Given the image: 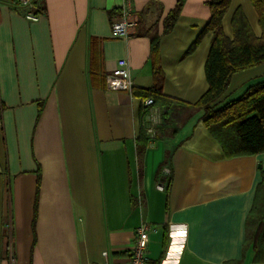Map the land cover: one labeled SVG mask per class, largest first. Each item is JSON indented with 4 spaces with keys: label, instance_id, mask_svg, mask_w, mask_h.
Wrapping results in <instances>:
<instances>
[{
    "label": "crops",
    "instance_id": "obj_1",
    "mask_svg": "<svg viewBox=\"0 0 264 264\" xmlns=\"http://www.w3.org/2000/svg\"><path fill=\"white\" fill-rule=\"evenodd\" d=\"M208 1L182 0L165 32L177 0H35L37 21L0 0V264H129L142 223L148 264H264L244 246L264 154L227 158L202 111L136 151L145 106L132 89L154 85L151 35L165 96L194 103L207 89ZM229 2L225 35L239 8L258 36L251 1ZM124 4L136 24L116 37ZM119 59L130 91L104 86ZM229 81L223 102L264 81V64Z\"/></svg>",
    "mask_w": 264,
    "mask_h": 264
},
{
    "label": "trees",
    "instance_id": "obj_2",
    "mask_svg": "<svg viewBox=\"0 0 264 264\" xmlns=\"http://www.w3.org/2000/svg\"><path fill=\"white\" fill-rule=\"evenodd\" d=\"M230 0H209V19L202 28L203 33L211 34V41L204 62V74L207 89L194 103L183 102L165 96L158 82L161 71L157 65L158 35H151V61L154 85L148 88L133 90L142 102L152 98L154 103L163 107L162 121L156 130V138L170 136L196 112L202 111V122L221 145L227 158L264 154V81L250 85L241 96L223 102L229 80L238 71L264 64V0H250L257 14L260 34L256 36L243 12L238 8L232 13V39L225 35L222 18ZM180 2L163 20V31L171 29L180 10ZM91 68V77H94ZM105 74L102 77L103 83ZM142 107L141 119L145 113ZM141 126L136 137L138 154L149 145V139ZM171 151L165 153L163 164H167ZM261 182L257 184L253 205L246 220L244 246H251L254 259L264 261V171ZM168 177V176H167ZM164 184L162 190H167Z\"/></svg>",
    "mask_w": 264,
    "mask_h": 264
},
{
    "label": "built area",
    "instance_id": "obj_3",
    "mask_svg": "<svg viewBox=\"0 0 264 264\" xmlns=\"http://www.w3.org/2000/svg\"><path fill=\"white\" fill-rule=\"evenodd\" d=\"M18 5L24 7L23 16L29 21H37L39 13L36 12L35 0H15ZM133 17L132 8L128 4H124L122 16L111 23V32L116 37H126L131 27L135 26L136 20ZM129 64L126 59H119L116 62L114 70L109 71L104 78L106 88L112 91H130L132 88L131 74L129 72ZM146 107V113L143 117V128L148 137L149 142H153L156 138V130L162 121L164 113L163 107L154 103L152 98H146L143 101ZM167 171V169H166ZM158 189L164 187L163 182L157 184ZM150 225L147 223L140 224L136 230L135 242L131 250L129 264H148L145 255L147 241H149Z\"/></svg>",
    "mask_w": 264,
    "mask_h": 264
},
{
    "label": "rangeland",
    "instance_id": "obj_4",
    "mask_svg": "<svg viewBox=\"0 0 264 264\" xmlns=\"http://www.w3.org/2000/svg\"><path fill=\"white\" fill-rule=\"evenodd\" d=\"M159 125H160V124H159ZM159 125H158V126H159ZM158 126H157V127H158Z\"/></svg>",
    "mask_w": 264,
    "mask_h": 264
}]
</instances>
